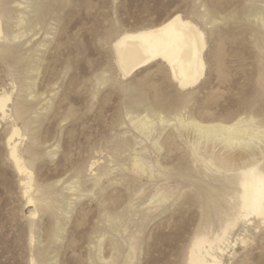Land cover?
<instances>
[{"label": "rangeland", "instance_id": "rangeland-1", "mask_svg": "<svg viewBox=\"0 0 264 264\" xmlns=\"http://www.w3.org/2000/svg\"><path fill=\"white\" fill-rule=\"evenodd\" d=\"M12 1L19 0H4V7L15 8ZM43 4L46 10L39 23L18 40L5 39L9 29L2 20L0 46L7 44L8 50L0 51V90L11 91L13 104L23 102L28 109L16 124L26 134L23 145L31 141L25 121L35 127L32 190L37 183L45 185L51 205L32 218L37 227L30 244L29 214L34 206H27L20 176L8 159L10 124L3 122L0 264H29L32 248L35 257L44 255L45 264H183L195 232L210 227L203 219L206 213L214 216L223 180L234 183L236 172L221 166L218 152L211 154L201 145L193 148L178 136L175 116L204 122L252 116L264 128V0ZM174 13L191 18L206 33L203 78L182 89L161 61L122 77L111 47L118 32L156 25ZM17 59L22 67L14 74L10 64ZM158 112L172 121L156 120L153 136L147 139L131 118L146 113L155 118ZM155 139L161 146L156 153ZM139 146L145 148L155 178L129 169L133 149ZM209 158L216 166L205 164ZM94 160V168H110L101 179L89 171ZM68 185L76 189L70 191ZM231 189L238 187L233 184ZM154 190H164L167 199L151 204ZM110 213L115 220L107 222ZM57 226L61 237L54 239ZM211 229H219L215 217ZM250 233L248 244L236 245L224 264H264V225ZM131 243L132 259L124 263Z\"/></svg>", "mask_w": 264, "mask_h": 264}, {"label": "bare ground", "instance_id": "bare-ground-1", "mask_svg": "<svg viewBox=\"0 0 264 264\" xmlns=\"http://www.w3.org/2000/svg\"><path fill=\"white\" fill-rule=\"evenodd\" d=\"M32 1H12L11 3L16 4V7L7 9L8 7H4V0H0V35L4 28L2 20H5L6 28L9 29L5 39L18 40L32 31L33 26L38 24L42 18L47 5L43 4L45 0H35L37 3L35 1L32 3ZM29 10L33 12L31 16L28 15ZM257 14L263 17V13L258 12ZM206 44V33L195 21L180 13H174L156 25L118 32L111 42V47L122 77L126 78L142 67L155 61H161L169 68L170 75L176 84L182 89H187L195 86L204 76ZM7 50V44L0 46V51L3 53ZM20 63L18 59L11 61L12 73L20 72L22 67ZM10 103L13 104L12 93L3 88L0 90V129L3 122L10 124L5 140L7 156L15 172L20 176V185L27 206H34L29 214L31 218L29 223L30 244H32L37 227L36 220L32 218L36 217L39 212L49 209L51 201L48 200L45 185L37 183L32 190L33 168L35 158H37V150L34 147L35 127H31V123L25 121V130L30 133L31 141L23 145L26 134L16 124L18 119L26 115L28 109L23 102H14L15 104L9 108ZM245 117H238L229 122H204L191 116H175L178 136L187 138L188 144L193 148L201 145L208 147L211 154L218 152V161L221 166L236 172L234 183H232L233 179L223 178L225 184L220 191H217L213 205L214 216L206 213L203 219L204 226L210 224V227L208 225V229L206 227V229L195 232L188 245L183 264H224L225 256H232L236 245L249 242L252 229L264 225V128L254 123V117ZM156 120L164 124L171 122L172 118H167L160 112L155 118L148 113L131 118L136 130L147 139L153 136ZM152 148L155 153L161 148L156 139L153 141ZM118 150L114 151V155ZM144 150L142 146L133 149L134 154L131 155L129 169L136 174L155 178L156 175L150 167L149 156ZM204 162L210 166H216L212 158L207 161L205 159ZM96 163L97 161L94 160L89 164V171L95 179H101L102 175L109 173L110 168L99 165L94 168ZM231 183L235 184L238 189L232 190ZM67 189L74 191L76 188L74 185H68ZM154 191L150 197L151 204L154 205L157 201L162 202L167 199L163 195L164 190ZM155 198L158 199L155 200ZM219 201H222V204ZM105 217L107 222L115 220L111 213ZM214 217L219 223L218 231L211 229ZM239 227L242 228V233L236 232ZM61 232L62 228L57 226L52 232V237L60 238ZM32 249L29 264H45L44 255L39 254L35 257V251ZM132 250L133 243H131L124 263L132 259Z\"/></svg>", "mask_w": 264, "mask_h": 264}]
</instances>
